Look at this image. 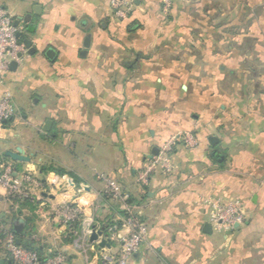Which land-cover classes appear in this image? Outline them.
<instances>
[{
    "label": "crops",
    "instance_id": "obj_1",
    "mask_svg": "<svg viewBox=\"0 0 264 264\" xmlns=\"http://www.w3.org/2000/svg\"><path fill=\"white\" fill-rule=\"evenodd\" d=\"M19 1L25 8L17 0L0 4L34 51L0 82L15 107L0 134L12 141L6 150L19 146L29 157L8 159L16 175L29 173L43 186L24 204L0 196V225L23 220L19 245L43 258L60 253L63 264H106L119 251L111 228L126 229L117 206L100 196L103 175L120 184L147 226L126 264H264V100L254 109L236 94L206 89L210 72L226 69L225 53L162 45L178 34L161 32L160 23L166 13L177 17L181 0H132L126 20L113 16L108 0ZM185 132L198 145L178 142L173 171L138 186L142 161ZM209 198L241 199L245 221L229 232L205 231ZM67 202L80 210L77 225L54 212ZM0 260L13 264L4 243Z\"/></svg>",
    "mask_w": 264,
    "mask_h": 264
},
{
    "label": "built area",
    "instance_id": "obj_2",
    "mask_svg": "<svg viewBox=\"0 0 264 264\" xmlns=\"http://www.w3.org/2000/svg\"><path fill=\"white\" fill-rule=\"evenodd\" d=\"M108 3L113 16L117 19L126 20L133 12L132 0H108ZM14 21L13 15L0 4V82L4 74L9 71L11 62L20 64L28 56L24 43L17 37V34L23 31V28L14 25ZM14 115L15 107L10 94L8 92L1 93L0 128L4 121L10 120ZM178 142H181L187 148H195L198 145V140L192 132L169 137L161 145L157 154L148 155L142 161L136 175L138 186H146L150 177L156 172L168 174L173 171L174 163L171 154ZM99 178L103 184L100 196L116 204L117 208L123 212L120 222L126 229V233L122 234L116 231V226L111 228L112 239L118 242L119 251L116 256L106 258L105 262L106 264H126L127 259L144 242L147 236V226L134 211L133 205L129 203V195L124 192L120 184L103 175ZM56 182L57 178L55 177L51 183L55 184ZM42 186L43 182L34 179L29 173L16 175L11 164L0 159V191L3 190V193L0 192V196L7 203L13 205L17 203L16 200L18 202L32 201ZM206 203L209 207L208 222L216 231L229 232L245 221L244 204L238 198H209ZM54 212L67 224L73 223L80 217V210L72 202L57 205L54 207ZM0 228H2V225H0ZM15 239L14 235L8 231L3 241L13 264L64 263L65 258L60 253L43 258L37 252L16 244Z\"/></svg>",
    "mask_w": 264,
    "mask_h": 264
},
{
    "label": "rangeland",
    "instance_id": "obj_3",
    "mask_svg": "<svg viewBox=\"0 0 264 264\" xmlns=\"http://www.w3.org/2000/svg\"><path fill=\"white\" fill-rule=\"evenodd\" d=\"M4 1L9 7L13 6L10 0ZM16 4L25 8L26 2L17 0ZM164 9L167 12V2ZM167 14L160 23L161 32L175 31L178 34L166 37L162 45L179 48L208 46L210 54L225 53L224 62L220 63L226 62V69L210 72L212 78L206 88L208 91L236 94L251 102L254 109L263 104L264 0H181L177 17ZM235 65V72L230 74V68ZM10 140L6 133L0 134V159L4 158L6 149L13 147Z\"/></svg>",
    "mask_w": 264,
    "mask_h": 264
},
{
    "label": "water",
    "instance_id": "obj_4",
    "mask_svg": "<svg viewBox=\"0 0 264 264\" xmlns=\"http://www.w3.org/2000/svg\"><path fill=\"white\" fill-rule=\"evenodd\" d=\"M14 25H18V21L15 20ZM17 37L21 38L22 37L21 33L17 34ZM22 42L24 43V46L27 49L28 53H32L34 51V49L32 48V42L29 39L23 38ZM88 42H89V38L87 37V38H85V41H84L85 47H88V45H89ZM46 54H47V56L51 57V55L53 54V51L51 49H48ZM17 65L18 64L15 62H11L9 65V70H15ZM3 123H6V121H4ZM50 123H51L50 121H47L45 123L43 129L48 130ZM209 140H210L212 145H215V143H216L215 138L210 137ZM211 154L215 158L216 162L222 163L224 161V155L220 154L217 150H213V152ZM3 157L8 158L11 161H18V162L29 161V157L25 155L24 150L19 146H17L14 150H5L3 152ZM24 224L25 223L23 220H20V219H14L13 220V230L17 235H20L22 233V229L24 227ZM210 228H211L210 224L206 223L204 230L208 231V229H210ZM15 243L19 245L21 243V239L19 237H17L15 239ZM11 263L12 262L10 260L7 262V264H11ZM0 264H4V260H0Z\"/></svg>",
    "mask_w": 264,
    "mask_h": 264
},
{
    "label": "trees",
    "instance_id": "obj_5",
    "mask_svg": "<svg viewBox=\"0 0 264 264\" xmlns=\"http://www.w3.org/2000/svg\"><path fill=\"white\" fill-rule=\"evenodd\" d=\"M131 16V15H130ZM130 16L128 17V18H130ZM127 18V19H128ZM22 39H23V36L20 38V40L22 41ZM3 160H6V161H8V159H6L5 157L4 158H2ZM42 170H45V169H43L42 168ZM50 170L51 171H53V172H55L57 175H61V174H63L64 173V170L62 169V168H58V167H53V168H50ZM105 200H107L106 198H104ZM16 202L17 203H19V204H24V203H26V202H28V201H23V202H18L17 200H16ZM113 203V202H112ZM114 204V203H113ZM116 205V204H115ZM121 212V211H120ZM121 216H123V212H121ZM14 218H12V220H13ZM10 222V221H9ZM75 222V223H74ZM72 224H74V225H77L76 223V221H74ZM12 223V222H11ZM117 224V223H116ZM5 228H7V230L9 231V232H11L13 235H14V237L16 238V237H18V236H20L21 237V235H17L15 232H14V230H13V228L11 227V225H10V223H9V225H6V224H2V228H0V243H3V241H4V238H5V235H6V233L8 232V231H6L5 230ZM24 247V246H23ZM25 248H27V247H25ZM29 250H32V251H34V249L32 248V247H29L28 248ZM38 254V253H37ZM39 255V254H38ZM40 256V255H39Z\"/></svg>",
    "mask_w": 264,
    "mask_h": 264
}]
</instances>
